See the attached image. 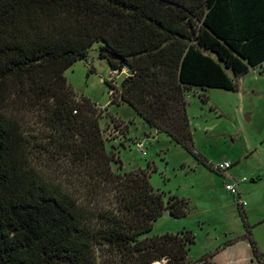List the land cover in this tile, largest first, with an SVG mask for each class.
<instances>
[{
  "label": "trees",
  "instance_id": "1",
  "mask_svg": "<svg viewBox=\"0 0 264 264\" xmlns=\"http://www.w3.org/2000/svg\"><path fill=\"white\" fill-rule=\"evenodd\" d=\"M95 43L128 69L106 82L111 103L221 174L193 151L185 92L237 91L264 62V0H0V264H215L188 259L190 231L149 235L186 199L164 200L146 170L112 171L100 112L64 76Z\"/></svg>",
  "mask_w": 264,
  "mask_h": 264
},
{
  "label": "rangeland",
  "instance_id": "2",
  "mask_svg": "<svg viewBox=\"0 0 264 264\" xmlns=\"http://www.w3.org/2000/svg\"><path fill=\"white\" fill-rule=\"evenodd\" d=\"M100 45L95 43L87 58L74 62L64 76L77 98L88 99L100 112L105 149L121 161L120 169L111 164L112 171L146 170L151 187L163 193L164 200L177 196L188 201L187 216L162 215L149 235L190 231L194 235L188 253L191 261L216 253L212 261L217 264H260L246 237L245 223L264 255V62L240 79L237 91L193 88L185 92L193 151L212 166L232 163L218 174L166 134L151 129L127 104L111 103L114 91L106 82L118 89L126 75L98 58ZM228 182L236 184L244 206L238 203V195L225 190ZM230 241L236 242L225 247Z\"/></svg>",
  "mask_w": 264,
  "mask_h": 264
},
{
  "label": "built area",
  "instance_id": "3",
  "mask_svg": "<svg viewBox=\"0 0 264 264\" xmlns=\"http://www.w3.org/2000/svg\"><path fill=\"white\" fill-rule=\"evenodd\" d=\"M118 73H124L126 76L128 75V69L127 68H123L121 71H117ZM232 167V163L229 162V161H224V162H221V163H218L216 166H215V169L219 172H225L227 170H229L230 168ZM225 190L227 192H229L230 194H232L233 196H239V200H238V203L241 205V206H244L245 205V202H242L240 200V195L238 193V189H237V186L235 183H232V182H228L225 184Z\"/></svg>",
  "mask_w": 264,
  "mask_h": 264
},
{
  "label": "water",
  "instance_id": "4",
  "mask_svg": "<svg viewBox=\"0 0 264 264\" xmlns=\"http://www.w3.org/2000/svg\"><path fill=\"white\" fill-rule=\"evenodd\" d=\"M112 59H116L119 60V58L117 56L111 55L110 56ZM168 214L166 212L163 213V216H167Z\"/></svg>",
  "mask_w": 264,
  "mask_h": 264
},
{
  "label": "crops",
  "instance_id": "5",
  "mask_svg": "<svg viewBox=\"0 0 264 264\" xmlns=\"http://www.w3.org/2000/svg\"><path fill=\"white\" fill-rule=\"evenodd\" d=\"M223 162H224V161H223ZM219 163H221V162H219ZM238 243H240V242H238ZM238 243H236V244H238ZM236 244H235V245H236ZM229 247H231V246L229 245ZM229 247H228V248H229ZM252 261H253V260L250 258V262H252ZM214 263H215V262H214ZM215 264H217V263H215Z\"/></svg>",
  "mask_w": 264,
  "mask_h": 264
}]
</instances>
